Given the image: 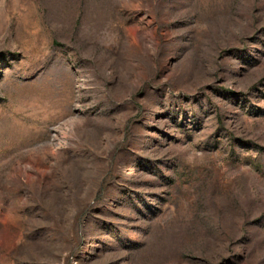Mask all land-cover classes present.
Wrapping results in <instances>:
<instances>
[{
	"label": "rangeland",
	"instance_id": "1",
	"mask_svg": "<svg viewBox=\"0 0 264 264\" xmlns=\"http://www.w3.org/2000/svg\"><path fill=\"white\" fill-rule=\"evenodd\" d=\"M0 264H264V0H0Z\"/></svg>",
	"mask_w": 264,
	"mask_h": 264
}]
</instances>
